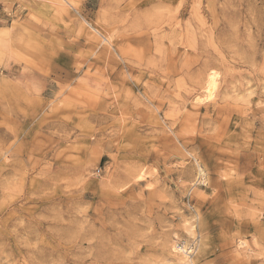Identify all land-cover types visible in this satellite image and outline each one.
Instances as JSON below:
<instances>
[{
    "label": "rangeland",
    "instance_id": "rangeland-1",
    "mask_svg": "<svg viewBox=\"0 0 264 264\" xmlns=\"http://www.w3.org/2000/svg\"><path fill=\"white\" fill-rule=\"evenodd\" d=\"M0 264H264V0H0Z\"/></svg>",
    "mask_w": 264,
    "mask_h": 264
},
{
    "label": "bare ground",
    "instance_id": "bare-ground-1",
    "mask_svg": "<svg viewBox=\"0 0 264 264\" xmlns=\"http://www.w3.org/2000/svg\"><path fill=\"white\" fill-rule=\"evenodd\" d=\"M206 85H205V91H206V93H207V97H211L212 96V94H213V91L215 90V88H216V86H217V73L215 72V71H210L209 73H208V75H207V77H206ZM203 100V99H202ZM198 174L199 175H203V170L201 169V168H199L198 169ZM185 246L183 245V243L182 244H180V243H176L174 246H173V249H175V250H179V251H181V252H188V253H190L191 251H192V249H190L189 251H187L189 248H190V246H189V248L187 249V247H186V250H183V248H184ZM187 255V254H186ZM188 256H189V254H188ZM191 260H192V258H191Z\"/></svg>",
    "mask_w": 264,
    "mask_h": 264
}]
</instances>
